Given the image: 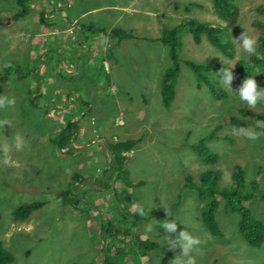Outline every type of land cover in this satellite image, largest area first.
<instances>
[{
	"label": "rangeland",
	"instance_id": "obj_1",
	"mask_svg": "<svg viewBox=\"0 0 264 264\" xmlns=\"http://www.w3.org/2000/svg\"><path fill=\"white\" fill-rule=\"evenodd\" d=\"M235 1L239 18L224 22L212 0H30L26 17L0 27V71L7 64L22 73L0 85V96L15 99L14 106L0 108V242L13 255L11 264H171L182 249L169 248L159 226L166 219L178 223L172 239L186 229L200 240L202 254L193 253L197 264H264V244L252 248L241 238L238 214L221 207L216 221L222 236L208 232L194 189L206 170L222 171L219 185L230 187L234 166L244 170L248 183L256 179L257 190L264 189V136L233 135V127L254 126L252 114H264V101L249 109L237 93L243 81L234 78L228 89L212 71L206 78L226 92L215 100L184 64L215 62L228 68L249 57L234 39L244 30L257 38L253 24L264 23L256 12L264 0ZM16 11L15 0H0V17ZM184 18L223 27L234 56L228 58L204 37L196 44L191 33L181 32L175 99L165 109L161 80L168 50L155 39ZM113 28L135 38L110 39ZM70 120L79 124L75 149L66 155L52 139ZM211 133L217 138L205 146L217 159L206 164L192 146ZM17 134L25 141L19 151L13 146ZM135 138L140 142L126 154L124 170L130 182H142L139 186L105 172L107 144ZM6 155L11 165L3 163ZM68 188L80 199L76 209L59 199ZM30 202L44 205L25 221H15L12 211ZM137 202L145 208L143 216L133 209ZM248 208L260 219L264 203L255 199ZM138 240L158 248L140 251Z\"/></svg>",
	"mask_w": 264,
	"mask_h": 264
},
{
	"label": "trees",
	"instance_id": "obj_2",
	"mask_svg": "<svg viewBox=\"0 0 264 264\" xmlns=\"http://www.w3.org/2000/svg\"><path fill=\"white\" fill-rule=\"evenodd\" d=\"M30 0H15L17 11L10 16L0 17V27H9L18 20L23 19L28 14L27 3ZM213 10L216 16L224 22H235L240 15L239 7L235 0H212ZM259 15H264V4L256 8ZM257 47L256 53L247 59H241L235 62L232 69L234 78L237 81H244L248 76H254L257 84L264 87V23L255 22ZM97 32L105 33L103 29H97ZM188 31L193 40L199 44L204 37L214 48L218 49L228 58L234 56V47L230 41L224 39L225 29L216 25L199 22L193 18H184L180 20L175 27L163 28L155 41L167 48L169 66L165 70L161 80V103L163 108L169 109L175 99V88L180 74V59L178 50L180 48L179 34ZM108 38L116 40L133 39L135 36L122 28H113L107 33ZM194 74L197 85H207L209 91L215 100H222L226 97V92L216 87L206 78L209 72H219L223 67L215 62L197 64L192 61L184 63ZM19 66L11 68L9 65H2L0 71V85L5 84L11 76L21 77L22 73ZM26 75V74H25ZM34 98L40 97L38 88H36ZM242 116L250 115L249 112L241 110ZM256 120H264V114H252ZM78 121H67L57 131L52 139V144L63 154L73 153L72 145L74 137L78 131ZM261 131L260 129H257ZM217 138L215 133H211L205 138L199 140L192 146L193 151L202 158L206 164L216 162V155L205 146L209 139ZM140 142V139L117 140L107 144L109 153L108 167L105 172L115 176L117 180H122L127 185H142V182L132 183L127 179L128 173L124 170L126 154ZM73 150V151H72ZM258 175L256 174V177ZM222 177L220 170H206L200 173L198 181L194 184L197 197L203 203L201 212V221L210 234L215 237H221L222 233L216 221V212L222 207L226 213H236L239 215L238 232L241 238L252 248H260L264 244V212L260 219H255L248 208V203L259 199L264 203V189L257 190L256 179L248 183L245 178L244 170L240 166H234L230 176V187L219 185ZM77 179V176L73 178ZM104 180V179H103ZM191 179H187L186 185H190ZM59 199L66 206L76 209L80 199L74 196L71 189L68 188L59 194ZM44 205L43 202L23 203L12 211V217L15 221H25L33 212L39 210ZM110 226V225H109ZM138 249L143 252L153 251L158 248V244L148 240H138ZM14 257L8 251L2 242H0V264H11Z\"/></svg>",
	"mask_w": 264,
	"mask_h": 264
},
{
	"label": "clouds",
	"instance_id": "obj_3",
	"mask_svg": "<svg viewBox=\"0 0 264 264\" xmlns=\"http://www.w3.org/2000/svg\"><path fill=\"white\" fill-rule=\"evenodd\" d=\"M240 49L243 52L247 53L249 56L254 55L256 53L257 47V38L250 34L248 31L244 30L243 33L239 36V38L234 39ZM108 42L107 37L102 40V43L106 44ZM234 65H229L228 68H222L216 74L221 76V83L228 89L231 88V83L234 79V74L232 69ZM239 99L246 103L249 109H255L258 103L264 101V87H260L257 84L254 76L247 77L244 81L242 86L238 90ZM15 105V99H9L7 96H0V108H4L6 106L11 107ZM256 129H260L261 131H257ZM233 135L243 136L250 140H257L261 136H264V120H256L254 122V126L249 127H233ZM25 141L23 137L17 134L14 137V147L17 151L22 150L24 147ZM11 149L9 147L4 148L5 154L10 152ZM3 163L5 165H11L12 161L10 158L7 157L4 159ZM133 209L135 210L136 214L143 216L145 214V208L139 202L133 204ZM152 210L150 209L149 212ZM158 223V222H157ZM159 226L162 227L165 232L167 233L168 237V246L170 249L175 250L177 247L182 249V254L176 256L172 261L171 264H197L196 254H202L201 250L199 249L200 240L193 236L189 231L182 230L179 231L178 236L175 239L171 238L172 234L177 233L178 230V223L175 220L166 219L163 222L159 223ZM147 232H152L153 227L152 225H148Z\"/></svg>",
	"mask_w": 264,
	"mask_h": 264
}]
</instances>
